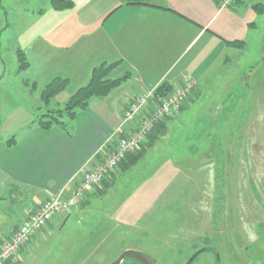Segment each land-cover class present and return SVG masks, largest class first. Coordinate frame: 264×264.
I'll return each instance as SVG.
<instances>
[{
	"label": "rangeland",
	"instance_id": "374dc122",
	"mask_svg": "<svg viewBox=\"0 0 264 264\" xmlns=\"http://www.w3.org/2000/svg\"><path fill=\"white\" fill-rule=\"evenodd\" d=\"M260 1L257 27L227 75L231 88L221 90L224 82L219 76L210 82L214 92H191L184 109L162 119L165 133L142 147L149 149L146 157L142 154L135 166L114 173L107 181L110 186L102 184L86 193L64 226L49 232L43 228V240L36 247L31 243L15 264H109L126 249L145 253L157 264H186L204 247L216 249L218 258L208 249L190 264H264V0ZM40 3L0 0V25L5 24V11L9 23L0 30L3 134L27 124L39 104V98L31 102L27 97L31 92L19 69L14 38L27 23L21 6ZM243 74L245 85L239 80ZM22 96L31 103L15 109ZM68 97L62 91L35 111L61 107ZM23 195L13 188L0 193V235L7 220L17 221L13 213L26 199Z\"/></svg>",
	"mask_w": 264,
	"mask_h": 264
},
{
	"label": "crops",
	"instance_id": "0c3cea01",
	"mask_svg": "<svg viewBox=\"0 0 264 264\" xmlns=\"http://www.w3.org/2000/svg\"><path fill=\"white\" fill-rule=\"evenodd\" d=\"M71 1V7L60 10L48 0H41L38 6H21L27 23L18 29L14 48L22 51L28 62L22 70L23 80L36 84L34 93L26 92L27 97L34 102L56 77L68 80L63 92L70 96L103 62H118L112 77L126 72L129 77L109 94L91 98L88 107L77 112L70 134L58 127L43 130L32 125L35 105L27 124L4 134L0 127V193L13 188L26 197L13 213L17 221L5 222L6 231L46 197L62 189L71 191L79 180L78 171L119 127L123 108L133 97L161 83L175 89L184 77L193 82L191 92H214L210 82L220 77L225 83L221 90L231 88L227 75L234 60L246 50L247 38L260 17L246 0L231 6H221L220 0ZM8 25L5 11L0 30ZM243 76L239 80L245 85ZM19 100L15 109L31 103L23 96ZM11 136L15 143L8 146L6 140ZM148 151H143L145 157ZM76 209L55 218L47 226L48 232L64 226ZM44 234L38 232L21 255L31 243L35 246L43 240Z\"/></svg>",
	"mask_w": 264,
	"mask_h": 264
},
{
	"label": "built area",
	"instance_id": "2783aa9c",
	"mask_svg": "<svg viewBox=\"0 0 264 264\" xmlns=\"http://www.w3.org/2000/svg\"><path fill=\"white\" fill-rule=\"evenodd\" d=\"M236 0H220L230 6ZM193 88L184 77L170 93L142 92L126 102L118 128L100 145L78 171L79 180L69 193L64 189L42 200L25 218L0 235V264H15L33 237L60 215H67L128 153L143 145L154 126L179 110Z\"/></svg>",
	"mask_w": 264,
	"mask_h": 264
},
{
	"label": "trees",
	"instance_id": "16d2710c",
	"mask_svg": "<svg viewBox=\"0 0 264 264\" xmlns=\"http://www.w3.org/2000/svg\"><path fill=\"white\" fill-rule=\"evenodd\" d=\"M246 1L251 4L252 8H254L257 13H260L261 9L263 8L262 2L260 0ZM48 2L54 9L58 10L69 8L73 4L71 0H48ZM229 43L234 46L240 45L239 42ZM17 55V59L20 62L19 69L23 70L28 66V62L22 51L18 50ZM117 63L118 62H103L95 66L91 71L87 83L79 87L72 95H70L61 107L47 108L43 112H36L31 124L43 130H49L51 128L58 127L70 134L77 112L86 109L89 105L91 98L102 97L109 94L111 90H113L122 82L128 79L129 72H126L120 77L111 76V72L117 66ZM24 81L26 85L29 86L30 92L32 93L36 89V84L28 80ZM67 85L68 80L65 78L56 77L49 81L42 88L39 95V104L35 106V109L40 110V107L42 105L47 106L56 95L60 94L67 87ZM171 91H173L172 86L168 85L167 83H161L156 88L155 93L166 94L170 93ZM189 96L190 94L187 96V98ZM186 99L184 101H186ZM182 104L180 105V108L182 107ZM165 131V122L161 120L154 126V128L148 134L146 140L147 143L145 142L146 145L151 144L152 141L156 139L155 137L163 135ZM6 143L8 146L13 145L15 143L14 137L11 136L9 139L6 140ZM145 143L139 148H137L135 151L128 153L125 158L118 163L116 169L126 170L133 166L142 156V147L145 145ZM113 174L114 172H110L108 176L104 177L102 181L94 188V190L97 191L98 188L102 186V184H107L110 186L111 183H107V181L111 178ZM125 263L141 264L134 259H126L123 264Z\"/></svg>",
	"mask_w": 264,
	"mask_h": 264
},
{
	"label": "water",
	"instance_id": "95a60500",
	"mask_svg": "<svg viewBox=\"0 0 264 264\" xmlns=\"http://www.w3.org/2000/svg\"><path fill=\"white\" fill-rule=\"evenodd\" d=\"M213 250L216 255L217 252L213 249V248H208V247H204L201 248L199 250H197L190 258L189 260L186 262V264H190L191 262H193V260L197 257V255H199L201 252L205 251V250ZM125 258H133L135 260H137L139 263L141 264H157L151 257H149L147 254L142 253L138 250H133V249H126L124 250L117 258H115L112 262H110L109 264H121V262L125 259ZM218 258V255H217Z\"/></svg>",
	"mask_w": 264,
	"mask_h": 264
},
{
	"label": "flooded vegetation",
	"instance_id": "af4514ba",
	"mask_svg": "<svg viewBox=\"0 0 264 264\" xmlns=\"http://www.w3.org/2000/svg\"><path fill=\"white\" fill-rule=\"evenodd\" d=\"M214 249V248H213ZM215 251H216V249H214ZM126 259H133V258H125L122 262H121V264H123V262L126 260ZM135 260V259H134ZM264 260V259H263ZM137 261V260H136ZM155 261V260H154ZM156 262V261H155Z\"/></svg>",
	"mask_w": 264,
	"mask_h": 264
}]
</instances>
